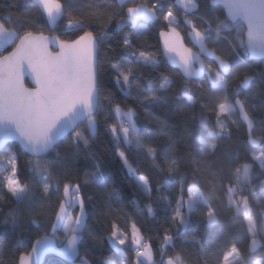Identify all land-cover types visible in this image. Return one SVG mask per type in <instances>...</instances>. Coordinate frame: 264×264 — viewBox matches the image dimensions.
Instances as JSON below:
<instances>
[{
    "label": "snow or ice",
    "instance_id": "1",
    "mask_svg": "<svg viewBox=\"0 0 264 264\" xmlns=\"http://www.w3.org/2000/svg\"><path fill=\"white\" fill-rule=\"evenodd\" d=\"M213 3L223 4L227 10L224 20L209 16L207 10L203 16L196 17L197 0H175V4L168 0H143L142 3L34 0L30 5L29 0H24V10L19 15L14 16L11 11L0 14V48L15 43L7 56H0V164L2 172L7 173L0 179V190L6 189L4 195H10L17 205L10 210L13 232L22 226L18 220L22 211L40 216L39 221L33 217L28 223L35 225L36 232H45L34 241L23 238L18 241V247L25 250L9 257L10 264H41L40 258L49 252L72 264L77 260L79 264H93L87 256L81 257L80 250L82 246L85 252L90 250L85 234L87 238L97 239L95 230L89 227V219L97 216L98 210L114 217L105 220L104 243L117 252H124L126 248L134 251L133 264H157L137 222H131L129 240L128 229L121 226L116 212L123 207L124 200L135 202L144 197L151 201L153 192L157 193V204L163 202L166 227L176 229L171 233L166 231L163 236L159 264H185L179 256L165 261L164 247L171 246L180 229L190 225H203L207 230L217 228L224 207H234L237 217L242 219L244 231L251 237L247 249L223 239L208 247L199 240L192 243L199 246L205 264H209L210 256L217 257L216 264H248L245 254L255 252L260 243L257 237L264 236V216L257 218L253 212V198L256 204H264V190L257 195L247 175L241 181V169L246 174L251 171L248 164L221 160L213 168L212 160L218 151L217 141L225 136L231 138L229 124H237L236 117L247 124V143L254 145L264 139L253 138L255 124L250 115V102L242 98L243 91L255 82V75L264 80V69L257 73L250 62L246 63L249 56L264 58V0H213ZM176 5L184 10L183 23L190 29L188 35L194 45L199 46L198 53L185 46L177 31L181 22L174 11ZM32 9L40 15L30 16ZM189 16L207 26L201 30ZM65 17L61 34L69 39L34 31L41 24L52 28ZM149 21L162 25L160 35L165 37L168 61L177 66L174 71L182 73L183 83L173 92L172 103L187 136L184 150L189 164L183 172L180 171L181 144L170 134L169 125L157 121V131L166 136L161 143L159 137L140 126V114L135 108L122 106L114 94L118 90L125 97H142L136 104L150 112L152 107L164 102L163 94L171 91L174 80L164 74L161 61L146 50V43H137ZM10 24L17 27H9ZM129 25L132 30L125 31ZM206 41L226 42L229 58H224L223 51L217 55L215 50L206 47ZM105 46L108 51L101 55ZM202 55L208 63L201 59ZM233 55L238 59L232 58ZM102 60L108 62L107 74L101 67ZM143 68L149 71L137 70ZM25 76L31 77L35 87L25 86ZM141 77L147 84L155 80L158 87L151 91L141 87L138 83ZM194 77L200 81L199 96H195L192 87ZM233 79L236 80L234 88L230 87ZM101 120L113 156L119 161L115 175L90 151V141L97 138ZM69 138L71 151L61 157L60 145ZM16 143L19 148L9 151ZM81 151L91 156L92 164L73 183L71 177L76 173L68 168V162ZM20 155L27 157L26 171L31 183L21 179ZM250 159L258 161L264 170V152L252 154ZM165 167L168 176L164 184H154L152 173L162 174ZM120 173L129 182L130 193L118 182ZM173 180L179 185L178 198L171 193L164 195ZM260 184L264 189V179ZM88 189L92 191L86 195ZM43 201L48 202L49 209L56 204L54 219L38 211L36 206ZM22 204L24 209L19 207ZM142 211L153 219L158 214L151 202ZM45 219L49 220L52 235L48 234ZM58 231L63 232L62 240L56 238ZM222 249L226 251L220 259ZM0 264H4L3 259ZM254 264L262 262L257 260Z\"/></svg>",
    "mask_w": 264,
    "mask_h": 264
},
{
    "label": "trees",
    "instance_id": "2",
    "mask_svg": "<svg viewBox=\"0 0 264 264\" xmlns=\"http://www.w3.org/2000/svg\"><path fill=\"white\" fill-rule=\"evenodd\" d=\"M77 3L84 2V0H76ZM137 3H142L143 0H136ZM169 3L175 4V0H168ZM199 4V11L196 13V17L203 16L205 11H208L209 16L219 17L220 20H224V12L223 9L218 5H212L211 0H197ZM32 3L29 0V5ZM24 10V0H0V14L7 15L9 11H11L14 16L19 15ZM176 16L178 20L181 22L179 24L178 30L183 35L184 42L188 46H191L188 40V29L183 23V19L185 16L184 10L176 5L174 8ZM30 16H39V12L35 9H32L29 13ZM196 17L189 16L190 19H193L200 27L201 30L203 27H206V24H202ZM208 17L205 16V19ZM67 17L60 19L58 24L56 25L55 30L52 32L49 30V27L44 25L37 26L34 31L36 33H45V34H56L60 35L61 39H69L67 35H62V30L64 28V24L66 22ZM9 27L15 28L17 25L10 24ZM145 32L142 37L139 38L137 43L145 44L146 50L151 52L153 57L159 61H161L162 68L164 70V74L170 76L174 80V84L171 86V91L163 94L164 102L160 105L154 106L150 109V112H146L143 107H139L136 104V100L142 99V97H125L123 93H119L118 90H114V94L117 95L118 100L122 103V106L125 104L130 107H134L135 110L140 114V126L146 130H150V134L155 135L160 138V142L163 143L166 138L164 132L157 131L159 125L157 121H163L167 123L170 127V134L176 138L177 142L181 144V155L183 160L181 162L180 171H185L186 166L189 164L187 159V153L184 150L185 144L184 142L187 140V136L183 131V122L181 117L177 114V109L174 103H172V94L173 92L178 91L183 83L182 75L178 71H174L175 68L171 67L161 52L160 43H159V31L162 30V25L159 23H148L145 24ZM165 29V28H164ZM130 25L125 28V31H131ZM23 35V31L20 32ZM76 33H73V36ZM225 36L228 34L225 33ZM229 39L231 37H228ZM206 44L209 48L215 50L217 55L223 51L225 53L224 58H229V49L226 42L221 43H213L211 41H206ZM15 43L6 45L1 51L0 56L9 52ZM108 51L107 47L102 50L101 55L104 52ZM234 59H238V57L232 56ZM205 63H208V59H204ZM262 60H252L249 57L246 60V63H251V67L256 69V72L259 73L261 69H264V63ZM101 67L104 70V73L107 74L109 72L108 62L102 60ZM138 71L147 72L148 68L137 69ZM159 73H154V75H158ZM249 75H253V73L249 72ZM193 80V89L195 90V96H199L202 91L199 89V78L192 79ZM254 83L250 84L246 90L243 91L242 98H247L250 108V115L254 117L255 124V132L254 137L260 138L264 137V80L259 75L254 76ZM28 84L27 82H25ZM141 87H146L149 91L158 87V84L155 80L151 84H147L143 77L138 81ZM236 80L233 79L230 87H235ZM132 92H136V88L133 87ZM192 94V93H188ZM195 98V97H194ZM237 124H229V131L231 133V138L227 136L221 138L218 143V151L216 157L213 158V168H216L221 160H228L229 162H235L236 164L243 165L248 164L250 166V173H248V178L251 179L252 185L255 186V190L257 195H260L262 190V186L260 184V180L264 179V170L260 168L258 162H253L250 157L251 153L254 150H259L264 152V139H259L260 144L257 147H251L247 143V133L246 127L243 122L236 117ZM63 139V138H62ZM69 143L70 138L63 140V143L60 145L59 151L61 157H66L69 151ZM13 144V143H9ZM16 148H19L17 144L14 145L13 148H10L9 151H14ZM90 151L92 154L96 156V158L100 161H103L106 166L110 167L111 174L115 175L117 169L119 168V161H117L112 153V145L109 142V137L104 132V122L101 120L100 128L98 130V135L95 140L90 141ZM54 155V154H53ZM27 157L24 155H20V163H21V179L27 180L31 183V176L26 171L27 165L25 161ZM92 158L88 155L87 152L81 151L79 156L74 157L68 162V168L70 170L75 171L76 175L71 177L73 183L78 182L77 177H82L86 168L91 167ZM135 166V165H134ZM164 167V165H161ZM143 171V170H142ZM4 172L0 170V179L3 178ZM152 175L155 177L153 180L154 184L162 185L165 182V179L168 176L167 169L165 167L164 173H156L153 172ZM243 175V169H241L240 179L241 181ZM118 182L126 189L127 192H131V188L129 187V182L123 178V173H120L118 176ZM227 183V181H225ZM171 187L167 188L164 192V195H168L171 193L173 196H179L178 183L173 180L170 181ZM189 184H191V180H189ZM92 189L86 190V195ZM7 193L6 189L0 190V195H4ZM247 194V192L245 193ZM55 200V197H53ZM157 193L153 192L151 201L149 199L141 197L139 200L133 202L130 200L123 201V207L121 209H116L120 217V223L122 227H126L129 232V240L131 239V222L135 220L138 224V227L141 229V233L145 238V242L151 245V250L153 253V257L157 264L161 260V245L163 242V236L165 232H173L175 231V226L172 228H167L165 224L164 206L163 202L157 204ZM152 203L153 208L157 211L156 217L153 219L152 217H148L144 215L142 209L148 203ZM224 204H227V200L225 198ZM17 207V205L13 202V198H10V195H4V199H0V245L3 246L2 250H0V259L4 260V264H10L8 258L13 255H18L19 252L24 251L23 247H18V241L22 238L26 241H34L37 236L45 235L44 231H35V225H31L28 222L35 217L38 221L40 220V216L36 215V213L25 214L23 211L18 217L19 223L22 225L15 229L13 232L11 225V215L10 210L12 208ZM21 209H24L25 205H19ZM37 209L40 213H45L47 217L54 219V212L56 209V204L53 203L52 208L49 209L48 202L43 201L41 204H38ZM253 212L257 218L260 216H264V204H256L253 198ZM242 215V214H241ZM114 217L107 216L105 212H99L98 215L91 217L89 219V227L95 230V235L97 239L93 240L91 238H87L85 243L89 246V251L85 252L84 247H81L80 255L81 257L87 256L88 259L92 260L93 264H102L103 261L112 262L114 264H133L135 260L134 252L131 250H126L124 252H117L115 249L111 248L108 244L103 242V239L107 236V231L105 228V220L111 219ZM8 220V223H4L5 220ZM219 225L217 228L212 230H207L203 225L198 226H189L188 228L180 229L179 234L174 236L173 243L171 246H165L163 249L164 258H175L179 256L181 260L185 261V264H205V259L200 256L199 246L197 244L192 243L193 240H199L201 243L208 247L210 244L217 242L221 239L225 240V242H235L239 248L247 249L250 243V234L246 235L244 231V225L242 219L237 217L235 213V208L228 209L224 207L221 215L219 216ZM44 224L48 228V234L52 235L51 228L49 225V220L45 219ZM28 229L27 231L25 229ZM57 239H63L64 235L62 231H58L56 234ZM260 239V243L256 248V251L253 253H246L245 259L248 261V264H254L255 261L259 260L264 264V236H258ZM223 251L226 249H222L221 254L219 256L222 259ZM187 254V255H186ZM209 264H216L217 257L210 256ZM43 264H72L65 260H62L56 256L49 255L45 258ZM76 264H79V260L76 261Z\"/></svg>",
    "mask_w": 264,
    "mask_h": 264
},
{
    "label": "water",
    "instance_id": "3",
    "mask_svg": "<svg viewBox=\"0 0 264 264\" xmlns=\"http://www.w3.org/2000/svg\"><path fill=\"white\" fill-rule=\"evenodd\" d=\"M32 2H34V0H31ZM211 4L212 5H218V6H220L222 9H223V12H224V16H225V18L227 17V10L224 8V6H223V4H221V3H213V0H211ZM183 21H184V19H183ZM58 22H59V20H58ZM58 22H57V24H58ZM148 23H153V22H151V21H149V22H146L145 24H148ZM56 24V25H57ZM56 25L54 26V27H52V28H49V30L50 31H54L55 30V28H56ZM185 25V24H184ZM186 26V25H185ZM130 28H131V26H130ZM187 29H188V32L190 31V29L187 27ZM164 31H168V29H163ZM177 31L180 33V31L178 30V28H177ZM160 32L161 31H159V33H158V36H159V43H160V48H161V52H162V54H163V57L165 58V60L167 61V63L171 66V67H173V68H175L176 69V65H172V64H170L169 63V61H168V55H169V53L166 51V49H165V45H164V40H165V37H162L161 35H160ZM188 32H187V35H188ZM37 34H39V33H37ZM45 36H57L56 34H53V33H51V34H45V33H43ZM180 35H181V37H182V41H183V43L185 44V42H184V38H183V35L180 33ZM188 40H189V42H190V44H191V46H188L187 44H185V46L186 47H189V48H191L192 49V51L194 52V53H198L199 51H200V49H199V46L198 45H194V42L191 40V38L189 37V35H188ZM19 41L17 40L16 41V43H18ZM15 47V45L13 46V48ZM206 47H208L207 46V44H206ZM13 48L9 51V52H11L12 50H13ZM209 48V47H208ZM209 49H211V48H209ZM55 50V49H54ZM9 52H6L5 54H3V55H1V56H7L8 55V53ZM249 58L250 59H252V60H264V58H261V57H251V56H249ZM201 59H207L205 56H201ZM197 67H198V65H197ZM181 75H182V73H181ZM198 77H194V78H192V79H197ZM25 82H27L28 84H26ZM24 83H25V86L26 87H29V88H32V87H35V84H34V82H33V80L31 79V77H29V76H25V78H24ZM246 90V89H245ZM240 119V118H239ZM241 120V119H240ZM242 121V120H241ZM243 122V121H242ZM243 124L245 125V127H246V133H247V141H248V132H247V124H246V122H243ZM253 138H255L254 136H253ZM9 143H13L12 141H9ZM17 145H18V143H16ZM260 144V140H258V143H256V144H254V145H252V144H249L248 143V145L249 146H251V147H257L258 145ZM19 146V145H18ZM49 255H53V256H56V257H58V258H60V259H62V260H65V261H67V262H69V263H72V262H70V261H68V260H66V258H64V257H61V256H59L57 253H55V252H49V253H47V254H45L44 256H42L40 259H41V264H43L44 263V261H45V258L47 257V256H49ZM167 259H169V258H164V260L166 261Z\"/></svg>",
    "mask_w": 264,
    "mask_h": 264
},
{
    "label": "rangeland",
    "instance_id": "4",
    "mask_svg": "<svg viewBox=\"0 0 264 264\" xmlns=\"http://www.w3.org/2000/svg\"><path fill=\"white\" fill-rule=\"evenodd\" d=\"M179 6V5H178ZM6 46V45H5ZM4 46V47H5ZM3 48H0V51L2 50ZM262 151H259V150H254L252 153H251V155L252 154H255V155H259L260 153H261ZM258 162V161H257ZM259 163V162H258ZM2 169H3V165L2 164H0V170L2 171ZM243 169V168H242ZM5 175H7V173H4ZM246 175L248 176V174H246L245 172H244V170H243V175L241 176L242 177V179L244 178L245 179V177H246ZM78 211V210H77ZM130 230H131V226H130ZM257 239L260 241V239H259V237H257ZM251 244V237H250V243H249V245ZM134 252V251H133ZM151 253H152V250H151ZM134 255L136 256V254H135V252H134ZM152 258H153V260H155L154 259V257H153V253H152ZM110 264H114V263H112V262H110ZM123 264H127V263H123Z\"/></svg>",
    "mask_w": 264,
    "mask_h": 264
}]
</instances>
